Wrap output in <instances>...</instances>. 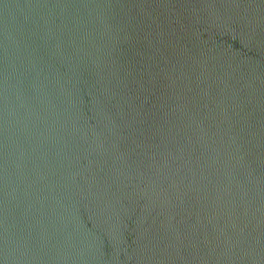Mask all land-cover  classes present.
I'll return each mask as SVG.
<instances>
[{"label":"water","instance_id":"1","mask_svg":"<svg viewBox=\"0 0 264 264\" xmlns=\"http://www.w3.org/2000/svg\"><path fill=\"white\" fill-rule=\"evenodd\" d=\"M264 160V0H0V214Z\"/></svg>","mask_w":264,"mask_h":264}]
</instances>
